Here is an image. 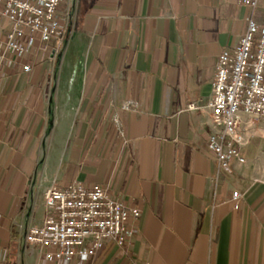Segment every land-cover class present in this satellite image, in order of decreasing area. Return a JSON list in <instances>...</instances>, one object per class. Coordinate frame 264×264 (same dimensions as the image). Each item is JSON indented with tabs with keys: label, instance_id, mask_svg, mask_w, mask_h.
I'll return each instance as SVG.
<instances>
[{
	"label": "crops",
	"instance_id": "obj_1",
	"mask_svg": "<svg viewBox=\"0 0 264 264\" xmlns=\"http://www.w3.org/2000/svg\"><path fill=\"white\" fill-rule=\"evenodd\" d=\"M59 15V51L0 66V264H66L26 236L70 182L140 210L128 254L108 242L89 264H264V117L240 114L245 163L223 169L207 145L219 56L264 6L63 0Z\"/></svg>",
	"mask_w": 264,
	"mask_h": 264
},
{
	"label": "built area",
	"instance_id": "obj_2",
	"mask_svg": "<svg viewBox=\"0 0 264 264\" xmlns=\"http://www.w3.org/2000/svg\"><path fill=\"white\" fill-rule=\"evenodd\" d=\"M238 2L254 10L264 6V0ZM62 3L0 0V32L6 36L0 66H6L13 54L23 71L30 72L36 53L49 51L51 43L57 51L68 28L59 15ZM122 107L134 109L137 104L127 101ZM209 107L208 149L223 169L229 170L233 159L245 163L241 149L248 140L240 114L264 117V25L253 16L247 18L246 31L238 44L219 56ZM241 198L239 190L233 191L235 208H239ZM45 204L47 216L29 229L26 240L43 247L47 260L66 264H89L108 242L125 255L135 235L132 222L140 216L138 208L128 207L99 184L51 186L45 192Z\"/></svg>",
	"mask_w": 264,
	"mask_h": 264
},
{
	"label": "rangeland",
	"instance_id": "obj_3",
	"mask_svg": "<svg viewBox=\"0 0 264 264\" xmlns=\"http://www.w3.org/2000/svg\"><path fill=\"white\" fill-rule=\"evenodd\" d=\"M64 21V25H67L68 26V21L67 20H63ZM68 29V28H67ZM63 40H64V38H63ZM63 40L61 41V42H63ZM52 44V43H51ZM50 44V45H51ZM61 45H62V43H60L59 44V46H58V48H57V50L59 51V49H60V47H61ZM54 46H55V44H54ZM54 46H52L51 45V48H53ZM50 50V49H49ZM46 52H48V51H46ZM37 54V53H36ZM36 57V56H35ZM35 57L33 58V67H34V60H35ZM32 70H33V68H32ZM31 72V71H30ZM25 73H29V72H25ZM135 109V108H134ZM55 186V185H54ZM135 236V235H134ZM134 238V237H133ZM131 244H132V242L126 247V250H127V252H126V254L125 255H123V256H126L127 254H128V252H129V249H130V247H131ZM120 255V254H119ZM120 256H122V255H120Z\"/></svg>",
	"mask_w": 264,
	"mask_h": 264
}]
</instances>
